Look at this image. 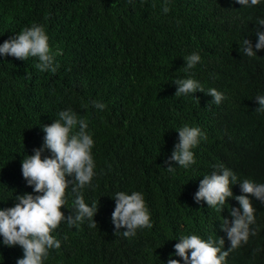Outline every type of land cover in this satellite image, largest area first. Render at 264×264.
<instances>
[{"label":"trees","instance_id":"trees-1","mask_svg":"<svg viewBox=\"0 0 264 264\" xmlns=\"http://www.w3.org/2000/svg\"><path fill=\"white\" fill-rule=\"evenodd\" d=\"M0 0V45L33 23L49 36L56 73L27 61L0 54V210L13 207L16 196L36 194L22 175L26 156L44 144L43 127L72 108L88 122L95 141V172L82 189L85 202L97 203V226L85 219L79 226L61 222L53 235L60 249H50L44 264H167L183 260L174 245L184 235L224 238V219L240 208L229 198L223 209L195 195L206 175L231 169L240 183H264V49H255L257 32H264V0L256 6L236 0ZM153 5H155L153 7ZM256 55H245L244 39ZM201 61L183 71L185 57ZM197 79L216 88L225 99L217 105L204 92L175 96L178 79ZM197 99H195V98ZM92 101L106 104L104 110ZM87 105V107H84ZM199 127L207 139L193 149L189 168L175 161L167 171L177 130ZM45 156L51 152L46 151ZM71 179V178H70ZM143 193L153 227L125 237L112 220L118 192ZM75 194L68 190L65 215L73 211ZM258 233L230 252L226 264H264V204L249 196ZM242 211V209H241ZM66 237V238H65ZM19 245L7 246L0 236V264H17Z\"/></svg>","mask_w":264,"mask_h":264},{"label":"clouds","instance_id":"clouds-1","mask_svg":"<svg viewBox=\"0 0 264 264\" xmlns=\"http://www.w3.org/2000/svg\"><path fill=\"white\" fill-rule=\"evenodd\" d=\"M236 3L256 6L261 0H236ZM162 10L165 14L170 11L168 0H165ZM258 24L264 25V19H260ZM257 35L258 42L254 47L257 50L264 49V32H257ZM240 50L249 57L256 55L252 42L246 38ZM0 54L24 61L30 57L38 58L35 67L41 72L56 73L60 67L54 63L49 36L44 26L36 23L25 27L0 45ZM184 59L186 64L183 71L189 72L201 61V56L193 53ZM174 84L178 85L175 96L204 92L213 97L212 102L217 105L225 99L224 94L216 88H209L205 92L203 85L192 77L178 79ZM255 99L260 105L256 111L264 112V96H257ZM91 105L98 110L107 107L100 101H92ZM58 117L52 124L43 127V146L35 149L34 154L26 156L22 162V175L36 194L18 195L13 207L0 210V236L3 237V243L9 247L19 245L23 249V258L18 259L17 264H44L50 249H60L61 241L53 232L61 222H66L69 227H78L88 219L90 227L97 226L95 219L93 220L98 211L97 203L93 202L89 206L81 191L91 184L96 175L92 154L95 144L93 135L88 131L87 120L72 108L60 111ZM177 131L179 143L175 145L170 160L166 161L170 165L167 168L169 172L175 171V167L171 166L172 161L186 169L195 164L193 149L198 147L201 139H207L199 127L185 125ZM46 151H50L51 155L45 156ZM220 167V172L206 175L200 181L195 200L197 203L204 201L209 207L218 209H223L229 198L239 202L240 208L230 209L233 219H224L222 222V230L227 233L231 247L224 250L225 240L222 237L217 241L211 237L205 240L196 234L181 236L174 248L175 255L184 264H226L231 251L242 243L247 244L250 235L258 233V227H251L256 224V217L249 196H254L264 204V183L258 184L245 179L239 182L244 194L234 196L232 186L238 183V177L231 169ZM69 188L75 194V199L72 202L73 211L65 215L62 208L68 204ZM115 201L112 220L117 230L127 229L123 232L125 237H133L138 230L153 227L151 213L142 192L133 191L128 194L121 191L116 193ZM167 264H181V260L170 258Z\"/></svg>","mask_w":264,"mask_h":264}]
</instances>
